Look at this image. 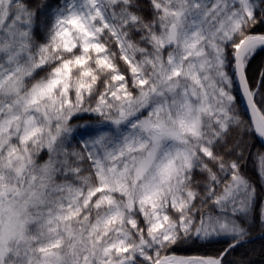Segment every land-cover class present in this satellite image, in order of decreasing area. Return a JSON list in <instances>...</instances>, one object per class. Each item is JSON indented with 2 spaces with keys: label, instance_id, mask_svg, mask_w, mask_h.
Returning <instances> with one entry per match:
<instances>
[{
  "label": "snow or ice",
  "instance_id": "6c2138e0",
  "mask_svg": "<svg viewBox=\"0 0 264 264\" xmlns=\"http://www.w3.org/2000/svg\"><path fill=\"white\" fill-rule=\"evenodd\" d=\"M258 26L264 0H0V264H231L264 227L242 171L264 142ZM82 113L97 127L70 148Z\"/></svg>",
  "mask_w": 264,
  "mask_h": 264
},
{
  "label": "trees",
  "instance_id": "16d2710c",
  "mask_svg": "<svg viewBox=\"0 0 264 264\" xmlns=\"http://www.w3.org/2000/svg\"><path fill=\"white\" fill-rule=\"evenodd\" d=\"M39 0H32V3H38ZM57 0H51V3L55 5ZM63 3V0H60ZM51 17L45 16L41 17L40 20L37 21L36 25V38L38 42H43L45 40V26L51 25ZM258 28H264V26H258ZM118 51V50H117ZM116 63L119 67L124 70L126 66L123 64V61L117 59ZM264 68V51H259L258 54L251 60L248 66V75L250 80L255 82L259 71ZM43 75V73H41ZM238 93L236 89L233 90ZM259 99V97L257 98ZM238 111L240 112L241 116L244 119H247L240 104L238 105ZM73 124V133L72 136L69 137L68 145L70 148H79L80 147V140L82 138H88L85 133L92 132L97 126V117L88 113L80 114L79 119H73L71 122ZM88 125L89 128L85 129L83 126ZM79 126V127H78ZM112 127L111 125H104L105 129ZM236 132L234 131L232 136L229 137V141L232 142ZM74 137V138H73ZM247 139V136H245ZM249 143L253 145L250 149V153L247 154L246 160L242 165V171L246 176L252 179L257 189V192L260 194L261 197H264V181H261L258 167H257V157L256 154L258 152H264V147L259 143L257 138L250 139ZM44 159H47L46 154L44 155ZM43 162V161H41ZM200 175L197 174V179H200ZM62 180L63 178H59ZM258 200V204H259ZM247 227L249 228V236L247 239L254 238L258 235H264V227L261 226L258 218H249L247 221ZM223 247H226L224 243H212L208 246H201L199 242L192 243L189 242L187 244H181L176 248L177 255H204V254H215ZM227 260L231 262V264H264V237L256 238L249 242H243L241 246H238L232 253L227 257Z\"/></svg>",
  "mask_w": 264,
  "mask_h": 264
},
{
  "label": "water",
  "instance_id": "95a60500",
  "mask_svg": "<svg viewBox=\"0 0 264 264\" xmlns=\"http://www.w3.org/2000/svg\"><path fill=\"white\" fill-rule=\"evenodd\" d=\"M238 93V92H237ZM238 95H239V93H238ZM240 106H241V108H242V111L244 112V114H245V116H246V118H248V116H247V110H246V108H245V104H244V102L243 101H241L240 102ZM257 140L259 141V143L264 147V142H261L260 140H259V138H257ZM259 237H264V235H258V236H256V237H254V238H251V239H246V241L245 242H249V241H252V240H254V239H256V238H259Z\"/></svg>",
  "mask_w": 264,
  "mask_h": 264
},
{
  "label": "rangeland",
  "instance_id": "374dc122",
  "mask_svg": "<svg viewBox=\"0 0 264 264\" xmlns=\"http://www.w3.org/2000/svg\"><path fill=\"white\" fill-rule=\"evenodd\" d=\"M97 126H95V128H96Z\"/></svg>",
  "mask_w": 264,
  "mask_h": 264
}]
</instances>
